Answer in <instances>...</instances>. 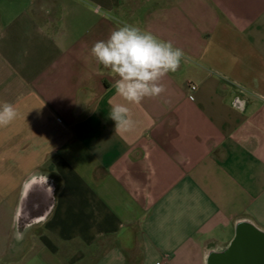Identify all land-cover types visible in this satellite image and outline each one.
<instances>
[{"label": "crops", "instance_id": "1", "mask_svg": "<svg viewBox=\"0 0 264 264\" xmlns=\"http://www.w3.org/2000/svg\"><path fill=\"white\" fill-rule=\"evenodd\" d=\"M124 25L184 53L139 104L90 54ZM4 103L0 264H264V0H0Z\"/></svg>", "mask_w": 264, "mask_h": 264}, {"label": "clouds", "instance_id": "2", "mask_svg": "<svg viewBox=\"0 0 264 264\" xmlns=\"http://www.w3.org/2000/svg\"><path fill=\"white\" fill-rule=\"evenodd\" d=\"M90 54L117 78L116 93L130 104L159 96L164 91L159 81L167 73L175 72L184 56L183 50L175 48L171 42L131 25L112 31L107 40L95 42ZM109 115L115 121V132L132 129L130 110L125 104H114ZM15 117L12 104L0 105V126L8 125Z\"/></svg>", "mask_w": 264, "mask_h": 264}, {"label": "built area", "instance_id": "3", "mask_svg": "<svg viewBox=\"0 0 264 264\" xmlns=\"http://www.w3.org/2000/svg\"><path fill=\"white\" fill-rule=\"evenodd\" d=\"M191 87H192V89H195L196 88V85H192Z\"/></svg>", "mask_w": 264, "mask_h": 264}, {"label": "rangeland", "instance_id": "4", "mask_svg": "<svg viewBox=\"0 0 264 264\" xmlns=\"http://www.w3.org/2000/svg\"><path fill=\"white\" fill-rule=\"evenodd\" d=\"M29 219V218H28Z\"/></svg>", "mask_w": 264, "mask_h": 264}]
</instances>
